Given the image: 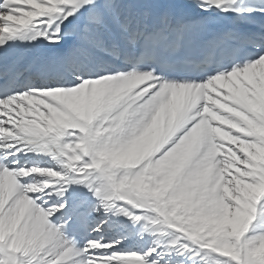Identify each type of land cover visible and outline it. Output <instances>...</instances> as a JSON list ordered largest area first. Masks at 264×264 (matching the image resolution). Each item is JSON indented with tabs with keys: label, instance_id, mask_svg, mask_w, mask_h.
Instances as JSON below:
<instances>
[{
	"label": "snow or ice",
	"instance_id": "snow-or-ice-1",
	"mask_svg": "<svg viewBox=\"0 0 264 264\" xmlns=\"http://www.w3.org/2000/svg\"><path fill=\"white\" fill-rule=\"evenodd\" d=\"M0 264H264V0H0Z\"/></svg>",
	"mask_w": 264,
	"mask_h": 264
}]
</instances>
